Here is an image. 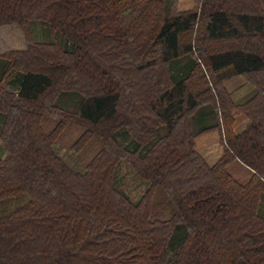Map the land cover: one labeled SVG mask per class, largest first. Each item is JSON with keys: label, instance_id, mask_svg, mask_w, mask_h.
I'll return each mask as SVG.
<instances>
[{"label": "trees", "instance_id": "16d2710c", "mask_svg": "<svg viewBox=\"0 0 264 264\" xmlns=\"http://www.w3.org/2000/svg\"><path fill=\"white\" fill-rule=\"evenodd\" d=\"M179 3L0 0V264H264V7Z\"/></svg>", "mask_w": 264, "mask_h": 264}, {"label": "rangeland", "instance_id": "374dc122", "mask_svg": "<svg viewBox=\"0 0 264 264\" xmlns=\"http://www.w3.org/2000/svg\"><path fill=\"white\" fill-rule=\"evenodd\" d=\"M189 0H180L179 7L181 9H186L191 7L192 2L190 3ZM9 26H1L0 27V49H8L11 47L18 46V43L16 42V38L13 36L15 33L13 31L9 30ZM18 36L20 34H17ZM244 79L241 77H235L228 81L229 88L235 89L242 85ZM220 135L218 130H211L207 133H204L200 135L196 139V148L204 155V157L209 161L210 163L217 160V158L220 156V154L223 151V147L219 142ZM135 180V179H134ZM157 206H156V212L160 211V208H164L165 204L162 201V197L158 196L157 198ZM162 205V206H161ZM264 206V205H263Z\"/></svg>", "mask_w": 264, "mask_h": 264}, {"label": "crops", "instance_id": "0c3cea01", "mask_svg": "<svg viewBox=\"0 0 264 264\" xmlns=\"http://www.w3.org/2000/svg\"><path fill=\"white\" fill-rule=\"evenodd\" d=\"M189 1H190V3L192 2V5H193V0H189ZM261 1H262V5H263V7H264V0H261ZM190 3H189V4H190ZM192 5H191V6H192Z\"/></svg>", "mask_w": 264, "mask_h": 264}]
</instances>
